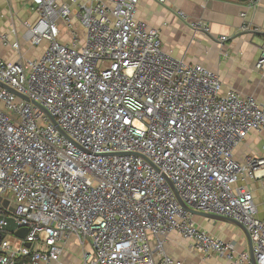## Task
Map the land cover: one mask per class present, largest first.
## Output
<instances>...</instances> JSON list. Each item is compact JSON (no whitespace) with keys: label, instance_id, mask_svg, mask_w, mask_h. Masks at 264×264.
Returning <instances> with one entry per match:
<instances>
[{"label":"built area","instance_id":"2783aa9c","mask_svg":"<svg viewBox=\"0 0 264 264\" xmlns=\"http://www.w3.org/2000/svg\"><path fill=\"white\" fill-rule=\"evenodd\" d=\"M30 1L38 17L22 39L39 56L24 58L16 28L0 34L19 54L0 55V264H59L72 238L91 247L86 264H182L166 253L171 233L206 256L253 264L180 199L243 225L264 264V218L240 184L262 176L264 157L234 155L264 131V104L166 52L161 31L137 18L141 0ZM242 31L264 32L247 21ZM9 220L25 239L4 231Z\"/></svg>","mask_w":264,"mask_h":264},{"label":"crops","instance_id":"0c3cea01","mask_svg":"<svg viewBox=\"0 0 264 264\" xmlns=\"http://www.w3.org/2000/svg\"><path fill=\"white\" fill-rule=\"evenodd\" d=\"M81 1L86 4L91 0ZM177 11L184 12L192 22L207 23L210 31L193 30L178 17ZM242 14L246 15L245 19ZM37 17L30 0H0V34L9 33L12 28H16L17 37L12 39L22 43L25 59L36 58L41 53V48H31L22 39L25 33L23 24L34 23ZM137 18L161 31L166 52L187 63L201 64L217 73L224 92L232 89L264 104V68H257L264 47V32L242 31L246 21L254 28L264 31V0L246 3L231 0H166L164 5L156 0H141ZM223 36L229 40L221 42L220 38ZM0 55L9 62L19 59V54L2 45L1 41ZM234 155L242 164L248 157H264V131L251 133L236 147ZM261 175L259 179L244 175L240 184L252 192L258 215L264 218V172ZM194 218L200 228L221 240L235 241L239 252H249L248 239L237 226L200 216ZM73 244L79 247L78 241L72 238L63 256L69 253V247L74 249ZM190 246L191 242L177 233H171L165 242L166 253L182 264H229L226 259L206 256ZM87 248L90 252L91 247L87 245ZM59 264L65 263L60 261Z\"/></svg>","mask_w":264,"mask_h":264},{"label":"water","instance_id":"95a60500","mask_svg":"<svg viewBox=\"0 0 264 264\" xmlns=\"http://www.w3.org/2000/svg\"><path fill=\"white\" fill-rule=\"evenodd\" d=\"M231 1L246 3V2H251L253 0H231ZM180 203H181V205H182V207L184 209H186L188 212H190L194 216H200V217H205V218H209V219H214V220H217V221L230 223V224H233V225L237 226L238 228H240L244 232V234L246 235V237L248 239L249 253H250V256H251L252 263L253 264H257L256 257H255V254H254V250H253V243H252V239H251L250 233L248 232V230L243 225H241L237 221H235L233 219H230V218H226V217H222V216H218V215H214V214H208V213H203V212L196 211L195 209H192L189 206H187L186 203L183 202L181 199H180ZM16 229H17V224L15 223L14 220H9V225L7 227H4V231L11 232V233L15 232V235L18 238L25 239L26 235H27V229L26 228H22V229H19L17 231H16ZM26 245L29 247L30 243H27Z\"/></svg>","mask_w":264,"mask_h":264},{"label":"rangeland","instance_id":"374dc122","mask_svg":"<svg viewBox=\"0 0 264 264\" xmlns=\"http://www.w3.org/2000/svg\"><path fill=\"white\" fill-rule=\"evenodd\" d=\"M9 237L12 239V235H9ZM74 245V249L69 247L68 248V254L66 256H63L61 263L65 264H86L83 255L89 251V248L87 247H79ZM69 246V245H68Z\"/></svg>","mask_w":264,"mask_h":264}]
</instances>
